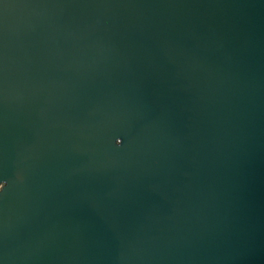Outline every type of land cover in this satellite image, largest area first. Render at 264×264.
Wrapping results in <instances>:
<instances>
[{
	"label": "water",
	"instance_id": "obj_1",
	"mask_svg": "<svg viewBox=\"0 0 264 264\" xmlns=\"http://www.w3.org/2000/svg\"><path fill=\"white\" fill-rule=\"evenodd\" d=\"M0 182V264H264V0H0Z\"/></svg>",
	"mask_w": 264,
	"mask_h": 264
},
{
	"label": "clouds",
	"instance_id": "obj_2",
	"mask_svg": "<svg viewBox=\"0 0 264 264\" xmlns=\"http://www.w3.org/2000/svg\"><path fill=\"white\" fill-rule=\"evenodd\" d=\"M5 185L8 186L7 183H0V195H2L5 192Z\"/></svg>",
	"mask_w": 264,
	"mask_h": 264
},
{
	"label": "snow or ice",
	"instance_id": "obj_3",
	"mask_svg": "<svg viewBox=\"0 0 264 264\" xmlns=\"http://www.w3.org/2000/svg\"><path fill=\"white\" fill-rule=\"evenodd\" d=\"M122 144H123V143H122ZM121 146H122V145H121ZM0 183H2V182H0ZM7 188H8V186H7ZM7 188H6V189H7ZM6 189H5V191H6Z\"/></svg>",
	"mask_w": 264,
	"mask_h": 264
}]
</instances>
